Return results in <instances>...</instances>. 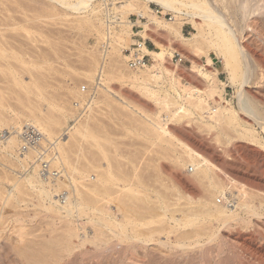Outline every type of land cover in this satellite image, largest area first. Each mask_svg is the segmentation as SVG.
Returning <instances> with one entry per match:
<instances>
[{"label": "bare ground", "instance_id": "obj_1", "mask_svg": "<svg viewBox=\"0 0 264 264\" xmlns=\"http://www.w3.org/2000/svg\"><path fill=\"white\" fill-rule=\"evenodd\" d=\"M46 1L54 8L60 7L63 10L70 11L72 16L79 17V22L81 23L80 26L84 24L92 30H96L98 36L97 41L98 39L103 41L101 44L99 42L100 45L98 44V52L101 59L97 62L94 61L96 65L92 71L84 72L86 74V79L88 77L93 81L95 85L94 89H89L88 93L82 91L84 88H78L74 91L72 90V97L74 99L72 101L75 102H73L72 105L69 104L71 105L70 107H73L70 110L76 112V110L81 108L82 112H84L80 113V116L78 117L75 115L77 112L75 113L73 111L74 113H71L76 117L72 122V125L65 126L64 123L68 116L66 113L70 111L67 108L66 111L65 107L67 105L65 103H61L63 104L62 106L61 104H53L46 100L47 104L49 106L52 105L51 107L53 108L50 107L52 109L51 112L46 114L42 112L41 109H37V107L34 109H31L32 107L27 109L28 115L24 114V121H26V125L33 127L40 137L36 145L31 146L26 143L22 136L21 127L23 125L21 124L22 126H20V123L23 119L20 120L18 117L20 115L19 112L18 114H13L15 120H9L10 123L6 122L7 124H5L4 122L3 124V121L0 120V123L4 126L9 124L12 125H9L10 127L8 126V129L11 132L2 143L3 148L1 150L8 151L11 155L13 154L16 157L20 171L24 172V174H20L21 176L19 177L16 174L17 179H13V183H15L11 184L13 185L12 191L7 194L3 190L5 197L2 199L1 197L3 194H1L2 192L0 191V200H3V203L1 202L2 205H7L9 202L11 204V201L15 202L16 200L18 202V197L16 195H22L21 191L24 193L23 188L27 187L25 188V192L26 189L28 190L29 188L40 198V202L37 201L39 202V205L37 213L34 212V216L39 214L43 218L47 217L52 220L57 219V222L60 221V224H64L61 227L60 234H56V236L52 237L54 238L53 240L50 238L51 240H38L37 242L34 240L33 242V240L29 239L31 237H27L30 234L27 233L28 229L26 231L24 230L25 223H23L24 219L22 218V215H13V217L15 216L13 220L16 218L14 220L15 226L16 224L18 225L15 228L13 227L15 229L14 234H16L18 242L23 245L19 246L18 244L16 247L13 245L14 248L11 250L15 249V255H17L24 264H60L62 262L64 263V260L69 256L71 258L72 254L74 255L75 253L76 255L77 252L79 253L78 256L82 258H84V256L86 257V255H88V247L86 246L90 245L93 249L88 251H91L89 256H87V259L90 261L94 260L103 262L104 260L115 264H146L147 261L145 262V260L148 255V257H151V253L153 256H156V253L160 254L157 258V260L160 259V261L162 260L161 258H163L161 256H165V258L169 256L168 252H166L167 250H165L169 243L168 241L167 243L162 242L160 235L167 233L168 230L165 227L167 212H171L173 215L174 213L172 211L175 212L176 209L169 211L166 204L168 201L165 202V198L167 197L166 194V197H164V195L157 191L155 192L154 202H151V197L149 196L150 187L146 182L149 179H144L148 174L145 175L144 172L143 174L145 176H142V174L139 173L140 171L138 172V167L136 168L137 165H134L133 162L129 168L130 170H125L124 168V170L121 168L118 169L119 167H117V171L115 172L112 168L113 165H111L110 159L107 156L108 154L106 155L107 148H105L104 142H106V139L108 138L104 136L105 134L102 135L103 133L95 130L94 127L92 128V126L90 127L89 125V120L92 118H90L87 113H91L94 106L111 107L113 103L116 104L118 108L121 107L129 113H126L128 116L125 115L129 120L128 122L130 126L128 127L137 134L136 136L149 139L156 138L160 144L166 146V154L170 152L177 155V157L174 156L176 163L183 166V168L187 165H191L195 168V178L197 176L198 181L206 185V190L208 189L210 198L214 197L215 194L218 196H225L226 192H229L230 208L220 207L215 205L214 202H212V204L210 200L206 198V194L203 201H196L201 208L200 212L198 211L197 213L192 214L193 212H191V210L190 215H184L183 217V211H180L183 219L180 222H176L174 216L170 214V220L174 222L173 224H176L174 225L176 227L172 226L173 228L169 229L168 233L172 230L177 231V229L181 227V229L188 228V230L189 228H194L190 232H185V230H183L185 233L183 232L182 234L180 233L179 236L177 235V241L176 243L174 242L175 245L172 248L179 249L181 254L183 252L186 254V251L189 250H191V252L194 250L196 251V249L201 250V237L206 236V240H208L207 242L209 243L210 240H214L217 235V233L216 235L214 234L215 232L213 233L212 228L210 229L207 226V224H212L211 222H216L223 230L232 227V225L236 226L237 224L245 226V228L254 224L258 228H261L262 224L264 225V160L262 165L256 160L257 167H255L256 165L254 164L252 166L250 164L251 162H239V156L236 155V149L240 146L237 144L242 143L243 145L241 144V148L242 146L246 147L249 151L253 149V152L256 151V156L259 155V152L264 158V46L260 48L259 45L256 46L255 49L257 51L258 48L261 52L262 55H259V57L261 56L262 58L263 56L262 62L260 59V62L256 61L258 58L253 56L254 59L252 57L253 54L245 50L244 47H246V45L243 47V40H245L243 37L245 36H242V31L244 30H241L244 28H240L241 26L238 27L239 25L232 21L227 3L223 2L225 0H118L122 4L120 8L115 5L117 0ZM241 1L242 4L238 6L241 8L238 13L240 15H238L236 11V14L241 18L239 22L243 23L247 20L251 21V11L249 12V10L252 8L257 16L260 14L264 17V0ZM227 2L233 7L230 0H227ZM11 3L15 4V2ZM151 3L156 4L160 10L156 12L153 11L149 7ZM222 3L223 7L221 6L220 8L219 4L222 5ZM167 13L171 14V19L160 18ZM232 13H234V10ZM131 14H135L141 21L146 20V23H142L141 21L136 22L139 28H143V31L141 32L144 34L141 35L143 36V41L150 39L146 32L151 30V28H155L157 29L156 32L158 31L164 35L169 39V42H171L172 39L179 40L185 44V46H189L193 52L202 54L205 59H209L208 52L210 50L214 51L216 58L221 61L222 66L228 75V83L235 88V99L237 102L236 109L228 102L225 107L222 106L220 102L213 104L216 100L214 99L215 101H213L212 99L216 95L221 101L223 100L221 96L223 89L218 90L217 86V71L206 72L203 71V68H199L200 70L197 71L201 77L210 81V85L207 87H204L205 85L203 86L206 89L203 88L202 90L192 87L193 85L186 86L181 84L179 79L180 75H177L176 72L165 67V63L168 59L167 57L172 54L168 51H174L171 43H169L170 45L167 47L157 43L161 49L158 52L148 49L143 42L140 43L141 54L152 57L155 62L150 68L145 66L143 68L130 69L128 64L126 66L122 65L125 67L118 66L119 64L117 65L115 57L119 55L123 49H126L129 45L128 40L130 39V36L134 34L132 31L133 23L129 20V15ZM252 21L253 23H250L254 25L255 20ZM185 22L192 24L194 27L195 32L191 34L190 38L184 37L181 33V29ZM244 24L245 26L247 25L246 23ZM252 28L253 27H251V29ZM155 29L153 30L155 31ZM102 38L103 40H101ZM136 44H138V42ZM130 50L132 55H135L137 52L135 49ZM255 53L256 52H254V54ZM109 58L111 59L109 60ZM122 58V61H128L130 59L129 56L125 55L122 56ZM96 59L98 60V58ZM197 77L198 76H196L195 79H197ZM17 81H15V83H17ZM114 81L127 82L132 85V87L139 88L145 96L156 97V95L162 94L163 97L161 96V100L157 101V106L161 108L160 112L165 111L168 114L166 117L167 119L180 120L185 118L184 120H186V118L192 119V117H194L199 124L197 131H199L198 129H204L205 131H209V133L210 131H217V137H219V135L224 136V143L227 147H225L226 151H224L225 149L222 150V152L224 151L222 153L224 155L222 156L225 158L224 166L230 168L231 171L237 170L242 172L246 177V179L243 177L245 182L239 183L234 179V176H231L232 178L227 176L228 174L226 175L221 169L212 163V161L206 158L208 155L206 156L204 154L205 157L201 154L202 151L201 153H199L200 151H195V149L190 147L189 144H186V142L184 143L182 140L171 134L170 130L166 128V123L160 120L161 118L152 117L147 113L148 111L146 112L145 109L140 108L138 105H134L131 101L129 102L124 95L111 89L110 84ZM17 85H21L19 86L21 88L24 86L23 84ZM32 85L35 90L37 89L39 98L41 97V99L45 101L41 94V89L43 88L41 86L42 84L35 82ZM29 90V88L25 87L23 91L28 93ZM250 90L255 91L256 94L251 93ZM206 97L211 99L215 109L212 110L210 107L211 105L206 101ZM82 102L83 104H81ZM24 107L25 110L26 106ZM121 108L119 109L121 110ZM120 110H118L119 113L121 112ZM118 111L116 112L115 110L114 112L118 114ZM81 115L83 116L81 117ZM123 116L124 113L122 117ZM70 117L71 116H69V118ZM63 127L65 128L64 130H62ZM76 138L80 139V141H90L91 144L94 145V148H96L98 155H101L100 157L106 162V167H102L103 165H100L98 159L88 161V170H91L92 174L95 175L94 183H89V171L78 167L71 159V157L73 158L72 153L74 151L77 152L78 150H82V148L81 150L79 149L80 143ZM201 138L203 139L202 135ZM219 138L217 139L218 142L221 140ZM108 143L110 144V142ZM222 144H220V147ZM212 149H215V147ZM18 152H20L21 155L18 154ZM212 153L216 154L215 152ZM223 157H221V159H223ZM43 163L46 164L45 172H43L42 169ZM258 164L260 165L259 167ZM221 167H223V165H221ZM161 171H163V168ZM217 172H219V175L220 173H223V175L226 176V180L222 181ZM157 174L159 173L157 172ZM161 177L159 179H161ZM3 179L4 178H2V180ZM84 182L89 184L83 185L85 184ZM79 185L81 188H79ZM56 195L59 198L58 200H54V198L57 197ZM60 196L63 198V202L61 201L63 203L62 205H60ZM21 198L19 196V200ZM46 201L48 202V205L45 204ZM112 203H115L114 208L116 206V212L111 209ZM118 211L123 215L120 216L122 217L121 222L117 221L115 215ZM180 212L177 211L176 213ZM188 212L189 211L186 213ZM84 217L86 218V221L83 220ZM20 218H22L23 221H21ZM4 220L2 221L0 215L1 229V224H3L1 221L6 225ZM153 224H159L160 228L157 230H150L147 228H150ZM87 225L91 228V235H89L88 232L86 233ZM54 229L56 230V228ZM52 230L53 229H51V232ZM217 232L219 233V231ZM50 234L52 235L53 232ZM32 239L34 238L32 237ZM25 241H28L29 243L24 244ZM84 249L86 251L83 252L82 250ZM244 251L245 248L243 252ZM204 254L205 252L202 255ZM70 258L68 260H70ZM67 261L65 260V264ZM148 263L150 264V262Z\"/></svg>", "mask_w": 264, "mask_h": 264}, {"label": "rangeland", "instance_id": "obj_2", "mask_svg": "<svg viewBox=\"0 0 264 264\" xmlns=\"http://www.w3.org/2000/svg\"><path fill=\"white\" fill-rule=\"evenodd\" d=\"M45 1L46 0H14V1L13 0H2V1L0 0V51H1L0 54L2 53L1 54L2 56L0 55V105H1L0 106V120L3 121V124L4 122L5 124H7L6 122L10 123L11 120L13 119L15 120L14 118L15 116L13 114L14 113L18 114L19 112L20 115L18 117L20 118V120L23 119L21 120L22 122L20 123V126L22 125L25 126L26 121H24L25 120L24 114L25 115L27 114L28 112L27 109H30L31 107H32L31 109H34L37 107V109H41L42 112H44L45 114L50 113L53 108L51 107L52 105L49 106L47 104L48 101L52 102L53 104L56 103L59 105L61 103H65L67 105L65 107V104H64L65 109L67 108L68 110H70L73 108L70 106L72 105L73 102H75V101H72L74 100L72 97L73 96L72 92L74 90H77L78 88L81 89L83 87L84 90L82 91L85 93H88L89 89H94L95 87L91 79H89L88 77L86 79V74L84 72H89L90 70L92 71L96 65L94 61L97 62L99 61V59H101V56L98 52V49H99L98 44L99 42L101 44L103 41H100L99 39L97 41L98 36H97L96 30H92L91 28H89L88 26H85L84 24L80 26L81 23L79 22V19H80L79 17L72 16L70 11L63 10L60 7L54 8L52 7L50 3H47V1L46 2ZM11 2H15V4ZM116 2H114L116 3L115 4L116 7L120 8L122 5L121 2L118 0ZM223 2L227 3V7L229 8L230 18L232 19V21H234L237 25H239L238 27L241 26L240 28H244V29H241V30H244L242 31L243 32L242 36L243 35L245 36L243 37L245 39L243 40V47L246 45V47H244L245 50L253 54L252 57L254 56L255 58H258V60L256 61H259L260 59V61L262 62L263 56L262 58L261 56L259 57V55H262L261 52L258 50V48H257V51L255 49H256V46L260 45L259 46L260 48L264 46V22H262L264 21V19H262L264 17H262L260 14H258L257 16L256 12H253L254 10L252 8L251 10H249V12L251 11V15H250V19L252 18L251 21L247 20L249 22L247 21L243 23L239 22L241 18L240 16H238L240 15L238 13L241 8H239L238 6L242 4V1L241 0H233V1L230 0V2H232L233 4V7L232 5H229L230 3L227 2V0ZM221 6L223 7V3L222 5L219 4L220 8ZM149 7L155 12L160 10V8L156 4L151 3ZM230 8L231 9L234 8V9L231 10ZM233 10H234V13H232ZM236 11L238 15L236 14ZM166 15H171V14L167 13ZM160 18L168 19L167 17H164V16H161ZM258 18L261 21H259ZM129 20L131 21V23H133L132 31L134 32V34L130 36V39L128 40L129 45L126 47V49H123L121 53L115 57L117 61L116 62L117 65L119 64L118 66L125 67L127 65V61H122L123 60L122 56L130 55L129 56L130 58L135 56V55H132L130 49H134L133 45H135L137 42L138 43L146 42L147 45L150 46L149 49L155 52H158L161 50L159 46L157 45V43L162 44V46L164 47H167L168 45H170L169 43H171V46L174 49V51H171V50L168 51L169 53L171 52L172 54L167 57L168 59H167V62L165 63V67L171 71L176 72L177 75H180L179 79H180L181 84L186 85V86L193 85L192 87L203 90L204 87H207L208 85H210L209 84L210 81L209 80L207 81L206 79L201 77V75L197 71L202 68H203V71H206V72L217 71L216 72V77L218 79L217 86H218V90L223 89L221 93L223 100L221 101V99L218 98L216 95L212 99L213 101L216 100V102H213V104L220 102L221 105L225 107L228 102L231 106H233L236 109L237 102L235 99V88L232 87L228 83L227 81L228 75L226 71L224 70L221 61L216 58V54L214 53V51L210 50L208 52L209 59H205L202 54L193 52L189 46H185V44H183L179 40L172 39V41L169 42V39H167L160 32L158 31L156 32L157 29L155 28H153L155 29V31L151 28V30L146 32L150 39L143 41V38H142L143 36H141V35H144L141 33L143 31V28L142 27L139 28L136 23L141 20L139 18L136 19L135 14L129 15ZM252 20H255L254 25L252 24L253 23ZM141 22L146 23V20H143ZM244 23H246L247 25L245 26ZM249 23L252 24L253 26L250 25ZM251 27H253L254 29L253 28L251 29ZM194 32L195 31H194V27L192 26V24L185 22V24L183 25L181 29L182 35L184 37L190 38L191 34ZM101 40H103V38ZM254 52L256 53L254 54ZM139 56H146V55L140 54ZM172 56H175L176 60H170ZM147 57L148 58H147L146 66L150 68L153 64H155V62L152 57L150 56H147ZM96 58H98V60ZM179 58H181L182 63H178ZM110 59L111 58H109V60ZM122 65H125V66H122ZM196 76H198L197 79H195ZM15 81H17V83H15ZM199 81H201L202 83ZM35 82H39L42 84L41 86L43 87L42 88L43 90L41 89L42 91L41 94L43 95V98L45 99V101H43L41 97L39 98L37 89L35 90V88H33L34 86L32 84ZM17 84H23L25 87L30 89L29 92L25 93V91H23L25 87L23 86L24 88L23 87L21 88L19 87L21 85H17ZM110 85H111V89H113L114 91L118 93H121V95H124V97L129 102L131 101L134 105H138L140 108L145 109L146 112L148 111L147 113L150 114L152 117L161 118L160 120L166 123V128L170 130L171 134H173L178 139L182 140L184 143L186 142V144H189V146L195 149V151L197 152L200 151L199 153H201L202 151L201 154L203 155L205 154L206 156L208 155L207 157L205 155L204 156L208 158L210 161H212V163H214L219 169H221L222 172H224L226 175L228 174L227 176L229 177L234 176V179H236V181H238L239 183L245 182L243 178L245 177V175L242 172H239L237 170L231 171L230 168H228L227 166H224L225 158L222 156L224 155L222 153L226 151V148H227L224 143L225 142L224 136L219 135V137L220 136L221 137L220 138L217 137L216 136L217 131H210V133L209 131H205L204 129H201V130L198 129L200 132L197 131L199 124L196 122V119L194 117H192V119L186 118V120H184L185 118L180 119V120L167 119L166 117L168 114L165 111H164L165 113L163 111L160 112L161 108L157 106V103H158L157 101L161 100L162 94L156 95L157 99L156 97H151L148 95L145 96V94L141 90H139V88L132 87V85H130L127 82H123V81H119V82L114 81ZM250 92L253 94L255 93V91L253 90H250ZM141 94L144 95L146 98L142 96ZM206 101L211 105L210 107L212 108V110L215 109V106L212 104L211 99L206 97ZM81 104H83V102ZM22 105L26 106L25 110H24L25 107ZM61 105L63 106V104ZM95 107L97 106L93 107L94 109L91 113L90 112L89 114L87 113V115L90 116V118H92L89 120V125L90 127L92 126V128L94 127L95 130H98L101 133H103L102 135L105 134L104 136L108 138L106 139L107 141L104 142L105 143L104 145H105V148H107L106 151L108 153L106 152V155L108 154L107 156L110 159L111 165H113L112 166L113 170L116 172L117 167H119L118 169L124 168L125 170H127L131 167L132 165L131 163L133 162L134 165H137L136 168L138 167L137 168L138 172L140 171L139 173L142 174V176H145L146 174H148L146 175L144 179L146 178L149 179L146 182H147V185L150 187L149 196L151 197V202H154L155 192L157 191V192H160L162 195H164V197L167 196L165 198V202L167 201L169 202V203L168 202L166 203L169 211L176 209L175 212L172 211L174 213L173 215L171 214V212L170 213L167 212L166 214L167 220L165 222L166 223L165 227L168 230H167V233H163L162 235H160V239L162 242L167 243L168 241L169 243V245L165 249L167 250L166 252H168V255H169L167 256L168 260L167 258H165V256H161L163 257L161 258L162 259L161 261L160 259L157 260L160 254H157L155 252L156 254L155 253L154 254L157 257L153 256V254L151 253L150 254L151 257H148L149 256L148 255L147 256L148 259L147 258L146 260L144 259L145 262L147 261L146 264H149L148 262H150V264H264V227H263L264 225L263 224L261 228H258L257 226L252 224L250 225L252 227L247 226L246 227L247 229L245 228V226H242V225L240 226V224H237L240 227H238L237 225L236 226L232 225V227L228 229L226 228L224 229L225 230L224 231L221 228V226H219L216 222L215 223L211 222L212 224L210 225L207 224V226L210 229L212 228L213 233L215 232L214 234L216 235L217 233V235L214 238V240L213 239L212 241L210 240L211 243L207 242L208 240H206L207 238L206 236L201 237L200 238L201 240L200 249L201 250L198 249L199 250L198 251L196 249V251L194 250L192 252L191 250H189L190 252L186 251V254L185 252L181 254V251L179 249L172 248L177 241V235L179 236L180 233L182 234L184 232L183 230H185V232H190L194 228L192 229L189 228L188 230V228L181 229L182 228L181 227V228H178L179 230L177 229V231L172 230L171 232L168 233L169 229L176 227L174 226L176 224H173L174 222L170 220L171 218L170 216L171 215L174 216L175 221L180 222L181 220H183L182 215H181L182 213L184 217V215H188V214L190 215L191 212H193L192 214L197 213L198 211L200 212L201 208L199 207L198 202L196 201H203L205 199L204 197L206 196V194L209 197V194H208L209 192H208V189L206 190L207 188L206 185H204L203 183H200L198 181L197 176L195 178V175H196L195 168H193L191 165L184 166L185 168H183V166L176 163L174 156L177 157V155H174L173 153H170V152L166 154V146L164 144L163 145L160 144L156 138L149 139V138L136 136L137 134L128 127L130 125L128 122L129 120L128 118H126V116H128L127 114L129 113L126 110L119 107L121 108L120 110L118 106L114 103L112 104L111 107H106V106H100L97 108ZM116 108L120 110L121 112L119 113V111ZM81 110H82L81 108L76 110L77 113L74 110L68 111L66 113L68 116L66 117V120L64 122L65 126L72 125L73 124L72 122L74 121V119L80 116V113H84V112H81ZM115 110L116 112L118 111L119 115L116 112H114ZM73 111L76 113L75 114L76 117L74 116V114L73 115L71 114V113H74ZM123 113H124V116L126 115L125 117L123 116L124 118L122 117ZM69 116L71 117L69 118ZM82 116L83 115H81V117ZM0 124L1 126H3V127L0 126V175H1L0 176V191L2 192L1 194H3V190L5 193L8 194V192H11L13 189L12 188L13 185L11 184L15 183V182L13 183L14 181L13 179L16 178V174L19 177L22 174H24V172L20 171L16 157L13 154L11 155L10 152L1 150L3 148L2 143L7 138V135H10V132H11L8 128L12 125L9 124L10 126L9 125L4 126L2 123ZM64 129L65 128L63 127L62 130ZM201 135L203 136V139L201 138ZM198 138L199 139L201 138L200 141ZM218 138L221 139L219 142L217 140ZM78 141L80 143L79 149L81 150L82 148V150L77 151L76 149L78 153L74 151L72 153L73 158L71 157V159L74 161L75 164H77L78 167L88 170L89 169L88 161H92L93 159H98L100 165L102 164L103 165V166L101 165L102 167L104 166L106 167L105 160L100 157L101 155L100 156L98 155V152H96L97 151L96 148H94V145H92L90 141L85 142L83 140L80 141V139H78ZM108 142H110V144ZM220 144H222L221 147H220ZM241 144L242 143L240 144L238 143L237 145L241 146ZM240 146L238 149H236V151L238 152V153L236 152V155L239 156L238 158L239 162L240 161L242 163L243 161L246 163L251 162L250 164L252 166L253 164L256 165L255 167H257L256 160L258 161V163L260 162L259 163L260 165L263 164L264 158L259 152H258L259 155L256 156L257 155L256 151L253 152L254 151L253 149L249 151L246 149V147L242 146L241 148ZM213 147H215V149H212ZM211 149H212V152H215L216 154H213L211 152ZM222 150L224 151L222 152ZM217 151L220 155L217 153ZM18 154L21 155L20 152H18ZM76 155H77V158H76ZM221 157H223V159H221ZM162 159H163V162H162ZM259 164H258V167L260 166ZM221 165H223V167H221ZM162 168L164 172L161 171ZM190 168H192L191 172L189 171ZM90 171H89V174H90L89 183H94L95 175L92 174V171L90 173ZM157 172L160 175L157 174ZM217 173H218L219 178L222 181L226 180V176H224L223 173L222 174L220 173V175H219V172ZM155 174H156V177H155ZM149 175H150V178L152 179L155 178V179L153 180L150 179ZM236 175L238 178L236 177ZM159 176L160 177L162 176L161 179H159L160 178ZM2 178L4 179L2 180ZM85 180H88V179H85ZM87 182H84L85 184L83 185L89 184ZM25 188H23L24 193L21 191L22 195L21 194L16 195L18 197V202L17 200L15 202L11 201L12 202L11 204L9 202V204L3 206L2 205L3 200L2 201L0 200V209H1L0 215H1L2 221L5 219L4 221L6 224L4 225V222L1 221V223L3 224H1L2 229L0 228V264H22L23 263L22 260L18 258L17 255H15V252H14L15 249L11 250L14 248V246L16 247V245L18 244L19 246L22 245L16 239L17 238L16 234H14V230H15L14 228L18 226L17 224L15 226V223H14L15 222L14 220L16 218L13 220V218L16 215H22V218L24 219V221L22 218L20 219L21 221H23V223H25V226L22 224L25 227L24 230L26 231L28 229L27 233H30V234L27 237L28 238L31 237L29 239L33 240V242L34 240H36V242L38 240H41V241L48 240L56 236V234H60L61 227L64 225L63 223L60 224L61 222L59 220H58L59 222H57V219L52 220L47 217H45L46 218L45 219L39 214L34 216L35 213H37L40 198L37 195H35L34 191H31L29 188L28 190L26 189V192H25ZM79 188H81V186ZM5 193L2 195L1 199L5 197ZM228 194L229 192L227 191L225 196H221V195L218 196L217 194H215L214 197L208 198L206 196V198L210 200L211 203L214 202L215 205H218L220 207L230 208L229 207L230 195ZM19 196L20 198L22 197L20 200H19ZM58 199H59L58 196L54 198V200H58ZM61 201L63 202L62 197L60 198V205L63 204ZM115 203H112V206L110 204L111 209L114 212H116L117 210V209L115 210L116 206L114 208ZM45 204L48 205V202L46 201ZM9 206L12 208H10ZM177 211L178 212L183 211V212L176 213ZM187 211L189 212L186 213ZM119 213L120 211H118V213H116L115 215H116L117 221L121 222L122 217L120 216H123V215ZM13 215L15 216L13 217ZM39 216H40V219H39ZM83 220L86 221V218L84 217ZM51 224L53 225V227ZM54 228H56V230ZM147 228L150 230L151 229L157 230L160 227H159V224H153L150 226V228L149 227ZM161 228H162V225H161ZM30 229L34 230L35 232L31 231ZM38 229L39 230L41 229V230L39 231ZM51 229H53L52 232L54 235L50 234L52 233ZM86 229H87L86 233L88 232L89 235H91L90 234L91 228L89 227V225L86 226ZM217 231H219V233ZM32 237L34 239H32ZM39 238H42V239H39ZM53 239L54 238H52V240ZM25 243L28 244L29 242L25 241L24 244ZM9 245H11L12 248ZM86 247L89 248V249L87 248L88 251L93 250L92 246L90 245L89 246L87 245ZM232 247L236 249H233ZM244 248H245V251L243 252ZM82 251L84 252L86 250L84 249ZM88 251H87L88 255H86V257L84 256V258L78 256L79 254L78 252L76 255L74 253L75 256L72 254L71 258L69 256L67 259H65L67 261L70 258V260H68L66 264L68 262H69L68 264H76V263L77 264H115L111 262H106L104 260L103 262L102 261L98 262L94 260L90 261L89 259H87L88 258L87 256H89V253L91 251L90 252ZM204 252L205 254L202 255ZM10 253L13 257L10 255ZM85 258L87 259V261ZM65 260H64V263L62 262L60 264H65Z\"/></svg>", "mask_w": 264, "mask_h": 264}, {"label": "built area", "instance_id": "obj_3", "mask_svg": "<svg viewBox=\"0 0 264 264\" xmlns=\"http://www.w3.org/2000/svg\"><path fill=\"white\" fill-rule=\"evenodd\" d=\"M164 17H167L168 19H171V15H165ZM136 19H138V17L136 16ZM145 44V42H143ZM134 49L137 51L135 53V56H133L132 58H130L127 61V64L129 66L130 69H137V68H143L146 66L147 64V56H139V54H141L140 52V43L133 45ZM131 54V53H130ZM130 56V55H129ZM178 57V56H176ZM170 60H176L175 56H172ZM178 63H182L181 58L178 59ZM83 88V87H82ZM82 112V110H81ZM22 136L24 137L25 141L27 144L29 145H36V143L39 140V134L34 130L33 127L25 125L22 127ZM45 166L46 164L43 163V172H45ZM189 171H192V168L189 169Z\"/></svg>", "mask_w": 264, "mask_h": 264}, {"label": "crops", "instance_id": "obj_4", "mask_svg": "<svg viewBox=\"0 0 264 264\" xmlns=\"http://www.w3.org/2000/svg\"><path fill=\"white\" fill-rule=\"evenodd\" d=\"M145 46H146L148 49H149V47H150L149 45H147V43H146V42H145Z\"/></svg>", "mask_w": 264, "mask_h": 264}]
</instances>
